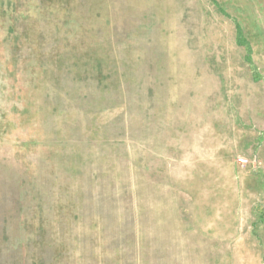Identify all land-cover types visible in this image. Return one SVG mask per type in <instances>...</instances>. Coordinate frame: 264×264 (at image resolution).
Wrapping results in <instances>:
<instances>
[{
	"label": "rangeland",
	"instance_id": "obj_1",
	"mask_svg": "<svg viewBox=\"0 0 264 264\" xmlns=\"http://www.w3.org/2000/svg\"><path fill=\"white\" fill-rule=\"evenodd\" d=\"M0 264H264V0H0Z\"/></svg>",
	"mask_w": 264,
	"mask_h": 264
},
{
	"label": "trees",
	"instance_id": "obj_2",
	"mask_svg": "<svg viewBox=\"0 0 264 264\" xmlns=\"http://www.w3.org/2000/svg\"><path fill=\"white\" fill-rule=\"evenodd\" d=\"M237 42L239 45L244 46L248 52V55L250 56L252 53V48L250 44L243 38V32L240 29V27H237Z\"/></svg>",
	"mask_w": 264,
	"mask_h": 264
}]
</instances>
